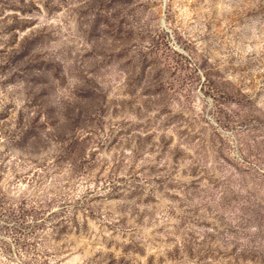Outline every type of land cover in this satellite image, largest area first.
<instances>
[{
  "label": "rangeland",
  "instance_id": "obj_1",
  "mask_svg": "<svg viewBox=\"0 0 264 264\" xmlns=\"http://www.w3.org/2000/svg\"><path fill=\"white\" fill-rule=\"evenodd\" d=\"M0 264H264V0H0Z\"/></svg>",
  "mask_w": 264,
  "mask_h": 264
}]
</instances>
